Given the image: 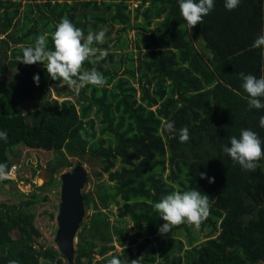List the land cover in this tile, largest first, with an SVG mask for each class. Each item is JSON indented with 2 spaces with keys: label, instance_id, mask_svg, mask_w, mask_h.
Wrapping results in <instances>:
<instances>
[{
  "label": "trees",
  "instance_id": "trees-1",
  "mask_svg": "<svg viewBox=\"0 0 264 264\" xmlns=\"http://www.w3.org/2000/svg\"><path fill=\"white\" fill-rule=\"evenodd\" d=\"M224 4L214 0L189 31L179 0H0V131L8 137L0 139V163L9 174L0 181L13 183L19 146L56 154L41 193L61 185L56 173L90 165L86 181L93 189L83 197L94 215L78 233L75 264H108L113 257L121 264H264V158L245 171L222 150L245 129L257 133L264 149V108L248 107L239 76H264V46L252 47L264 34V0H241L232 11ZM62 18L85 36L107 29L105 43L94 45L107 50L106 58L81 69L102 73L103 87L87 85L76 94L52 80L42 62H19L41 34L53 49L51 33ZM15 68L20 74L7 82L3 74ZM164 120L174 121L176 131H163ZM185 126L190 139L181 143ZM192 189L209 196L210 215L197 229L208 230L206 240L187 224L159 234L164 221L153 204ZM46 200L32 193L19 206L0 205V264L68 263L55 247L34 248L40 233L33 208ZM111 206L120 225L102 211Z\"/></svg>",
  "mask_w": 264,
  "mask_h": 264
},
{
  "label": "clouds",
  "instance_id": "clouds-1",
  "mask_svg": "<svg viewBox=\"0 0 264 264\" xmlns=\"http://www.w3.org/2000/svg\"><path fill=\"white\" fill-rule=\"evenodd\" d=\"M241 0H225L224 7L228 11L239 6ZM214 8V0H179V10L182 18L186 22L189 31L197 24L203 22ZM107 29L98 32L88 31L85 36L84 31L76 27L68 18H62L56 25L55 31L51 33L53 49H47L48 34L39 35L34 46L25 47L19 62L32 65L42 62L46 68L48 76L52 80L63 81L64 85L71 88L76 94L87 85L103 87L106 79L102 73L95 69L81 71L84 63H96L107 56V50L94 45L105 43ZM264 46V34L259 35L253 41L252 47ZM242 80L241 88L247 94L248 107L264 108V76L257 78L252 74L239 73ZM34 82L38 84L39 76L34 75ZM260 126L264 127V117L260 118ZM165 132H175L174 121L164 120L161 124ZM7 133L0 131V139L7 140ZM190 139L189 130L185 126L179 130V141L187 142ZM262 142L256 132L252 130H242L239 138H230V146H224L226 153L234 162L238 163L245 171H255L258 161L264 158ZM76 167V166H75ZM17 166L12 168V172L18 171ZM74 168V167H73ZM201 179H207L209 183H214V177H208L205 172L198 173ZM62 176V174H61ZM60 176V179H61ZM7 165L0 163V180L8 179ZM47 181H49V178ZM62 187V182H61ZM154 210L164 223L158 228L161 235L171 232L172 228L181 224H187L199 229L201 223L210 215L211 204L209 196L201 191L192 189L186 191H173L161 197L153 204ZM15 264V261H9ZM108 264H121L117 257H113ZM130 264H136L132 260Z\"/></svg>",
  "mask_w": 264,
  "mask_h": 264
},
{
  "label": "rangeland",
  "instance_id": "rangeland-1",
  "mask_svg": "<svg viewBox=\"0 0 264 264\" xmlns=\"http://www.w3.org/2000/svg\"><path fill=\"white\" fill-rule=\"evenodd\" d=\"M25 3V2H24ZM22 8L21 10H23ZM137 35L136 30L128 31V37L135 39ZM98 63V62H97ZM96 63V65H97ZM44 65V64H43ZM20 69H9L7 72L3 74L4 79L9 82L12 79V76L15 73L20 74ZM11 71V72H10ZM64 85V82H61ZM51 95L53 98L57 97V93L51 88ZM74 100V99H73ZM61 101V100H60ZM15 153L18 154V164L22 167L16 173L12 174V181L13 183H3L0 181V205L7 204V206H19L22 202H26L29 199V194L36 193L38 195L43 194V196H47L48 200L40 201L35 205L33 208V212L36 214L34 224L35 227L39 230L40 236L35 238L34 248L39 250L42 246L43 247H55L56 245V234L58 231L57 228V216L59 213V206L61 203V185L57 182V186L52 188L51 185H48L46 188L47 190L44 193H41L38 190V187L43 186L44 184H48L49 181H46V178L50 179L49 176V164L56 158V154L52 152H38L33 149H28L23 146H19L15 148ZM72 162H79V159L71 158L68 156ZM18 164H14L19 166ZM88 165V164H87ZM83 164L82 166L86 168L88 171V177H91V169L89 168L90 165ZM76 166V165H75ZM73 166V167H75ZM64 169L61 173H56L54 177L57 179L60 178L61 174L71 171L73 169ZM36 173V174H35ZM43 175V176H42ZM33 180L36 183V187L31 188L29 181ZM106 181L107 177H103L102 181ZM93 189V184H87L84 188L83 192H88ZM25 193L26 196H22ZM104 213L109 214V221L112 226H117L119 224L118 219V212L115 206H111L108 210H102ZM94 215L93 209H86V215L84 221L89 223ZM130 226V222H128ZM127 226V225H126ZM128 226V227H129ZM132 226V225H131ZM192 233L199 234V239L203 238L206 240V236L208 230H204L203 232L197 231V229L192 226ZM13 231H17V229H13ZM131 235V234H130ZM14 238L18 236V234L13 233ZM201 240V239H200ZM182 242H185V238H181ZM114 245H117L115 243ZM156 245V242L154 243ZM117 251H120V248H116ZM68 264V263H66Z\"/></svg>",
  "mask_w": 264,
  "mask_h": 264
},
{
  "label": "water",
  "instance_id": "water-1",
  "mask_svg": "<svg viewBox=\"0 0 264 264\" xmlns=\"http://www.w3.org/2000/svg\"><path fill=\"white\" fill-rule=\"evenodd\" d=\"M87 178L88 171L82 165L74 167L61 176V203L57 216L56 245L60 253L66 257L68 264H75L78 233L86 215L83 191L87 185Z\"/></svg>",
  "mask_w": 264,
  "mask_h": 264
}]
</instances>
